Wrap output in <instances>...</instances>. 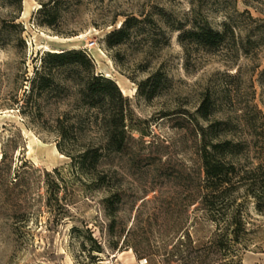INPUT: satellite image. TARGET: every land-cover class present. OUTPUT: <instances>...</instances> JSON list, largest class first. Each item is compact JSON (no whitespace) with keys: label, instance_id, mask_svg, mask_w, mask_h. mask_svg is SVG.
Wrapping results in <instances>:
<instances>
[{"label":"rangeland","instance_id":"rangeland-1","mask_svg":"<svg viewBox=\"0 0 264 264\" xmlns=\"http://www.w3.org/2000/svg\"><path fill=\"white\" fill-rule=\"evenodd\" d=\"M43 5L57 15L51 28L41 24ZM249 14L264 20V0H0V264H166L160 255L175 237L196 233L201 161L193 116L203 95L230 91L217 119L255 123L252 105L264 114V23ZM132 17L142 21L132 37L109 49L107 35ZM194 21L217 30L231 21L236 40L217 52L186 51L180 29ZM64 49L84 52L91 66L82 77L111 79L124 100H82L48 57ZM154 76L160 86L147 99L153 82L140 84ZM122 111L110 145L103 124ZM260 121L258 130H233L248 142L240 154L246 165L264 160ZM248 213L243 264H259L264 215L253 202ZM200 229L203 238L211 230Z\"/></svg>","mask_w":264,"mask_h":264},{"label":"trees","instance_id":"trees-1","mask_svg":"<svg viewBox=\"0 0 264 264\" xmlns=\"http://www.w3.org/2000/svg\"><path fill=\"white\" fill-rule=\"evenodd\" d=\"M41 15L44 18L41 22L43 26L51 28L57 21V15L52 13L48 5H43ZM249 18L253 22L264 23V20L254 19L251 14ZM141 23L142 21L135 17L126 19L119 28L107 35V47L115 49L123 45L132 37L133 30ZM10 26L17 25L14 23ZM235 29L231 21L225 22L222 30L213 28L208 21L202 23L194 21L191 29H180L179 41L186 51L189 47H199L217 52L228 42L236 40ZM48 57L58 67L65 69L66 80L79 87L80 93L84 95L82 100L98 98V103H94L95 105L99 103L114 105L124 100L119 87L111 79L100 77L97 79V84L82 77L84 72L90 71L91 66L84 52L64 49L59 52H50ZM227 77L235 78L232 75ZM151 82L153 86L147 99H152L156 95L161 79L156 76L151 77L147 82L140 84V89ZM225 94L208 89L193 116L194 126L200 137L201 161V172L193 183L194 201L199 212L196 217V233L187 232L181 236L177 235L175 237L177 241L174 245L172 244L171 249L165 248L164 253L160 255L163 263L243 264V256L246 251H249L252 242L248 220L249 203L253 202L257 213L264 215V160L257 164H244L240 154L246 149L248 142L237 139L233 133L234 128L239 124H244L247 129L255 124L258 130L259 115L260 128L264 134V114L257 105H252V112L257 115L255 123L247 118L244 123L243 121L235 122L234 118L223 113V117L217 119L219 102L227 97L230 98V91H225ZM213 116L215 119L211 121ZM124 120V111L117 118L110 116L105 119L104 134L110 145L115 142L118 123ZM201 121L208 124L201 125ZM105 203L108 208L114 205L112 197H108ZM203 224L211 228L209 235L205 238L199 237ZM89 239L95 244L96 252H104L102 243H99L92 235ZM130 248L139 257L138 249L135 246ZM150 264H157V262L153 259Z\"/></svg>","mask_w":264,"mask_h":264},{"label":"crops","instance_id":"crops-1","mask_svg":"<svg viewBox=\"0 0 264 264\" xmlns=\"http://www.w3.org/2000/svg\"><path fill=\"white\" fill-rule=\"evenodd\" d=\"M262 255L264 256V254H262ZM259 262H260L259 264H264V260H260ZM244 264H254V263H252L251 260H245V261H244ZM256 264H257V263H256Z\"/></svg>","mask_w":264,"mask_h":264},{"label":"bare ground","instance_id":"bare-ground-1","mask_svg":"<svg viewBox=\"0 0 264 264\" xmlns=\"http://www.w3.org/2000/svg\"><path fill=\"white\" fill-rule=\"evenodd\" d=\"M53 52H58V51H53Z\"/></svg>","mask_w":264,"mask_h":264},{"label":"built area","instance_id":"built-area-1","mask_svg":"<svg viewBox=\"0 0 264 264\" xmlns=\"http://www.w3.org/2000/svg\"><path fill=\"white\" fill-rule=\"evenodd\" d=\"M145 262H147V261H145ZM141 264H143V263H141Z\"/></svg>","mask_w":264,"mask_h":264}]
</instances>
